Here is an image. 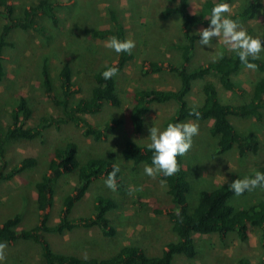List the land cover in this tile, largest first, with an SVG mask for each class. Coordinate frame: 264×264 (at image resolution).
Returning a JSON list of instances; mask_svg holds the SVG:
<instances>
[{
  "label": "rangeland",
  "instance_id": "374dc122",
  "mask_svg": "<svg viewBox=\"0 0 264 264\" xmlns=\"http://www.w3.org/2000/svg\"><path fill=\"white\" fill-rule=\"evenodd\" d=\"M16 14L38 0H10ZM56 3L59 23L52 25L43 18L45 34L31 31H14L9 40L13 45L5 48V76L0 79V127L5 129L10 124L11 110L19 103L21 96H26L32 108V118L28 125H33L45 115L58 116L61 108L45 94L42 83V66L46 61L55 93L61 96L60 71L69 63L73 71V80L79 88L72 102L90 97L96 84L94 74L103 66L117 60L118 54L106 48L107 38L94 37L92 30L112 28V14L124 25L126 39L135 41L132 49L133 59L123 71L117 74V91L122 99L119 107L106 104L99 114L86 115L94 123H103L111 118H118L122 123L104 140L95 141L83 135L80 126L63 123L59 127L51 126L45 130L43 138L33 140L18 139L7 147L10 166L18 164L25 156H34L38 160L35 167L28 168L13 179L0 182V222L19 215V228H32L39 222V210L36 206V183L48 173V163L56 147L68 141L80 145L82 161L91 156L112 158L122 172L121 186L115 190L108 188L104 179L95 180L85 196L76 202L70 218L91 216L94 202L99 194L112 196L117 206L108 213L111 223L116 227L115 235L107 236L98 227L77 228L64 233L44 232L52 248L57 252L75 254L81 257L105 258L115 254L122 246L138 244L149 255H160L167 243L177 241V234L165 209L172 207L173 201L167 191L166 183L158 177L144 174L147 163L135 164L125 158L123 148L127 141L141 145L149 142V128L156 124L166 127L169 116L176 108V103H154L146 117V124L141 132H135L130 123L132 96L139 87L157 89H177L180 79L174 72L164 70L159 73L144 75V60L161 61L165 64H182V50L179 45L186 42L182 18L173 14L163 18L162 12L175 6L172 0H51ZM206 0H190L191 13H199ZM252 0H234L229 4L231 14L249 4ZM261 8L258 16L240 25L251 35L264 33V0H259ZM2 7L0 6V11ZM0 15V29L3 24ZM210 22L197 27L203 29ZM228 50L223 37L213 38L210 46L196 42L194 57L189 69H194L217 58ZM264 59V51L260 53ZM263 73L256 69L243 68L234 79L246 90L243 93L226 91L218 79H212L219 88L223 101L242 103L252 91ZM205 80H196L189 94L191 103H200L203 98L202 86ZM263 121L254 116H230L231 122L240 134L254 133L260 141L258 154L248 153L241 157L237 149L218 155L215 153L217 137L211 134L213 120L187 121L199 125V134L193 137L191 149L183 156L184 167L192 182L189 196L191 205L198 200L199 191L210 190L226 181L232 172L245 174L264 168V109ZM77 182L76 172L64 175L55 186L54 204L48 209L50 224L60 221L63 200L73 192ZM264 197V187L252 190L234 202L237 208L256 204ZM158 209H162L159 212ZM261 228L250 226V236L241 240L237 233L230 232L225 238L218 234H195L198 254L189 259L183 254H176L174 264L194 262L196 264H235L239 258L246 257L251 264L264 263V245L260 242ZM0 264H46L39 243L34 240H18L13 243L0 242Z\"/></svg>",
  "mask_w": 264,
  "mask_h": 264
},
{
  "label": "trees",
  "instance_id": "16d2710c",
  "mask_svg": "<svg viewBox=\"0 0 264 264\" xmlns=\"http://www.w3.org/2000/svg\"><path fill=\"white\" fill-rule=\"evenodd\" d=\"M172 1L177 4L166 8L161 16L169 18L173 14H179L182 18V29L186 40L184 44L179 45L182 50V64L174 65L161 61L144 60L142 73L149 75L164 70L174 72L180 79V85L177 89L137 88L132 96L129 115L133 130L141 132L144 129L152 104L174 101L176 108L169 116L166 126L168 123L189 119H210L213 120L211 134L218 139L216 154L221 155L234 148L241 157L248 153L258 154L261 147L259 139L254 133L240 134L231 122L230 116H254L258 121H263L264 75L253 83L252 91L247 95L246 100L242 103H232L220 98L218 85L208 78L216 77L226 91L245 92L246 90L234 79V76L245 68L235 53L224 51L214 60L189 69V64L194 57L196 42L199 39L197 27L210 22L211 9L215 4L221 2L231 4L234 0H206L199 13L190 12V0ZM0 6L2 7L0 15L4 19L0 29V79H2L6 74L3 63L5 48L13 45L9 40L10 35L20 30H33L45 34L46 27L42 21L43 18H47L54 26L59 23V18L56 3L51 0H38L25 7L19 15L16 14L15 6L10 0H0ZM260 8L259 0H252L245 7L231 14V18L239 23L247 22L258 16ZM112 20L114 22L112 28L92 30V35L99 38L116 36L125 40L124 25L115 14H112ZM261 37H264V33ZM133 57L132 51L131 54L119 53L115 62L106 64L94 74L96 84L90 97L80 98L74 103L72 99L79 92V88L73 80L71 65L65 63L61 68L59 73L61 96H58L55 93L49 66L45 61L41 71L44 91L46 96L61 108V114L58 116L45 115L33 125H28L32 118V108L26 96L20 97L18 105L11 110L10 124L5 129L0 127V182L9 181L38 164L36 157L25 156L18 164L11 167L7 156V147L11 141L43 138L47 128L59 127L63 123L80 126L83 135L95 141L107 139L122 123V120L111 118L103 123H94L87 119L86 115L99 114L106 104L121 106L122 99L117 91V74L124 70ZM249 59L256 64L255 69L264 74V59L260 57L255 60L251 57ZM108 66H116L119 71L111 79L105 80L101 73ZM196 80H205L202 86L203 98L200 103H191L188 97ZM193 110L199 111L198 118L191 114ZM123 154L126 159L137 165L151 164L152 151L147 149L146 145L135 141L126 142ZM79 155L80 145L76 141H68L54 149L48 163V173L36 183V206L40 213L38 224L32 228L20 229L21 217L19 215L0 222V242L34 240L40 244L46 264H174L176 254H183L189 259L197 256L195 234H218L221 238H225L230 232H235L241 240H246L250 226L261 228L260 242L264 245V197L260 198L256 204L242 208H237L234 202L238 197L263 187L245 191L239 196L228 187L233 180L254 175L256 171L245 174L232 172L228 181L210 190L199 191L198 200L192 206L189 196L193 186L188 171L184 167L182 156L177 158L179 170L174 175L164 177L158 174V177L166 183L167 191L174 204L165 211L178 237L177 241L167 243L160 255H149L138 244L124 245L115 254L105 258L95 256L85 258L75 254L57 252L52 248L49 240L43 236L44 232L64 233L77 228L92 227H98L107 236L115 235L117 232L108 216V213L117 206L116 200L110 195L99 194L96 197L91 216L70 218L74 205L85 196L92 183L98 179L106 180L109 173L113 172L114 166L118 167L110 157L91 156L86 161H82ZM257 171L264 172V168L260 167ZM72 172L77 174L76 185L73 192L68 193L63 200L60 221L50 224L48 209L54 204L55 186L64 175ZM121 177L122 172L119 168L115 174L118 187L122 183ZM158 211L162 212V209ZM235 264H251V261L242 257Z\"/></svg>",
  "mask_w": 264,
  "mask_h": 264
},
{
  "label": "clouds",
  "instance_id": "9594fccd",
  "mask_svg": "<svg viewBox=\"0 0 264 264\" xmlns=\"http://www.w3.org/2000/svg\"><path fill=\"white\" fill-rule=\"evenodd\" d=\"M210 23L207 27L198 30L199 43L203 46H210L213 38L223 37L224 44L228 50L235 53L241 64L248 69L255 70L256 64L250 61L258 59L264 51V37L253 36L248 33L237 20L231 18V10L227 2L217 3L211 9ZM115 53L131 54L135 47L132 39L121 40L119 37H109L104 45ZM119 71L116 66H108L101 73L105 80L111 79ZM197 118L199 111L191 113ZM199 134V125L192 121H177L168 123L166 127L153 124L149 128V142L146 148L152 151L151 164L144 166V174L155 177L161 174L164 177L172 176L179 170L178 157L184 156L193 145V137ZM119 171L114 166L113 172L109 173L105 180L108 188L115 190V174ZM228 187L237 196L245 191L257 187H264V172L256 171L254 175L245 176L233 180ZM4 245H0L3 249Z\"/></svg>",
  "mask_w": 264,
  "mask_h": 264
},
{
  "label": "crops",
  "instance_id": "0c3cea01",
  "mask_svg": "<svg viewBox=\"0 0 264 264\" xmlns=\"http://www.w3.org/2000/svg\"><path fill=\"white\" fill-rule=\"evenodd\" d=\"M249 232V231H248ZM249 235H248V237L250 236V233H248Z\"/></svg>",
  "mask_w": 264,
  "mask_h": 264
},
{
  "label": "built area",
  "instance_id": "2783aa9c",
  "mask_svg": "<svg viewBox=\"0 0 264 264\" xmlns=\"http://www.w3.org/2000/svg\"><path fill=\"white\" fill-rule=\"evenodd\" d=\"M262 264H264V263H262Z\"/></svg>",
  "mask_w": 264,
  "mask_h": 264
}]
</instances>
